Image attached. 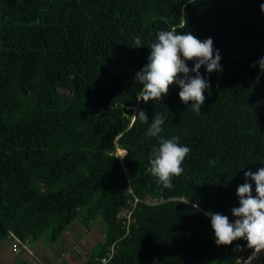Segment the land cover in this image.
<instances>
[{
	"label": "trees",
	"instance_id": "1",
	"mask_svg": "<svg viewBox=\"0 0 264 264\" xmlns=\"http://www.w3.org/2000/svg\"><path fill=\"white\" fill-rule=\"evenodd\" d=\"M261 4L0 0V242L14 236L26 257L44 230L54 242L72 222L99 219L102 239L79 264L247 259L243 239L215 244L205 212L234 220L244 172L264 167ZM172 29L211 38L221 56L222 71L199 70L210 85L199 115L175 84L162 100L138 101L134 76L156 33ZM141 110L148 124L133 118ZM156 113L165 115L161 136L191 149L169 189L145 171L159 146L146 136ZM252 264H264V255Z\"/></svg>",
	"mask_w": 264,
	"mask_h": 264
},
{
	"label": "clouds",
	"instance_id": "2",
	"mask_svg": "<svg viewBox=\"0 0 264 264\" xmlns=\"http://www.w3.org/2000/svg\"><path fill=\"white\" fill-rule=\"evenodd\" d=\"M260 8L264 12V4ZM134 44L135 47H143L139 37L134 38ZM149 48L147 63L134 76L135 82L142 85L138 101L162 100L175 84L180 89V101L185 104L191 102L192 111L199 115L206 99L204 92L210 86L199 72L201 66H205L208 73L222 71L219 63L221 56L219 50L214 49L213 40L207 38L201 41L188 32L179 34L176 29L161 30L156 33L155 41L150 43ZM189 61L194 62L192 68L187 66ZM256 63L264 71V57ZM132 116L141 123H149L142 110ZM164 122L165 115L156 113L147 128L146 136L157 138L159 146L145 171L154 178L157 186L169 189L173 178L183 173L182 163L191 149L182 146L177 136H161ZM244 177L245 182L236 189L239 206L231 209L234 220L211 211L205 212V215L210 217L215 244L228 246L233 241L245 240L251 253L247 259H239L238 264H252L264 255V167L255 172L245 171Z\"/></svg>",
	"mask_w": 264,
	"mask_h": 264
},
{
	"label": "rangeland",
	"instance_id": "3",
	"mask_svg": "<svg viewBox=\"0 0 264 264\" xmlns=\"http://www.w3.org/2000/svg\"><path fill=\"white\" fill-rule=\"evenodd\" d=\"M118 151L119 150H116L115 155L119 159H122L125 153L124 151L123 153H119ZM78 222H81L80 219H78ZM78 222H72L70 226L66 228V235L63 236L61 233V235L54 242L51 240V232L49 229L44 230L38 239L29 240L30 249L34 250L33 252L36 253L42 264H49L50 262H58L59 264H72L69 262L73 260H76L78 263H80L82 258L87 256V252L93 246V241L85 239L84 237L90 233L93 235L94 239H97L98 241L101 240V228L103 226L101 220V225L98 223V221H94L89 224L90 226L83 224L81 225ZM83 227L85 228L86 232H90L85 234V231L82 229ZM73 243L77 244V247H79V249L76 248V250L79 251L78 253L72 251L71 244ZM13 248L12 242H9L8 240H3L0 242V252L4 254L3 258L5 259L4 261H1L0 264H23L24 260H18L17 262H14L16 261L15 257L13 258L15 255L10 257V251L12 254L18 253L17 250L15 251ZM70 249L71 251H69ZM67 252H69L68 257Z\"/></svg>",
	"mask_w": 264,
	"mask_h": 264
},
{
	"label": "crops",
	"instance_id": "4",
	"mask_svg": "<svg viewBox=\"0 0 264 264\" xmlns=\"http://www.w3.org/2000/svg\"><path fill=\"white\" fill-rule=\"evenodd\" d=\"M97 220H99V219H97ZM96 220V221H97ZM95 221V222H96ZM77 222V221H76ZM79 224H81L82 225V223L81 222H78ZM100 225H101V222L99 221L98 222ZM83 229V231H85V228L83 227L82 228ZM66 231H67V229L62 233V235L63 236H65L66 235ZM90 231H88V232H86L85 231V234H88ZM103 231H102V228H101V233H102ZM85 239H89V240H92L93 242V244L92 245H95L97 242H99L97 239H94V237H93V235H91L90 233L88 234V235H86L85 237H84ZM101 239H102V234H101ZM76 248L77 249H79V247H77V244H71V249H72V251L73 252H75V253H78L79 251L78 250H76ZM71 249L69 250V251H71ZM30 251H31V254H29L30 256H26L25 257V254H22V253H19V254H12L11 253V251H10V253H9V255H10V257H12V255H15V256H13V258L15 257V260L16 261H14V262H17L18 260H21V256H23L24 257V259H25V261H26V263H24L23 262V264H42L41 263V261H40V259H39V257L36 255V253L35 252H33L34 250H32V249H30ZM68 253L69 252H67V257H68ZM3 253H1L0 252V262L1 261H4L5 259L3 258ZM86 258H82V260H81V262L83 261V260H85ZM11 260H12V258H11ZM59 261H60V259H59ZM80 262V263H81ZM69 263H72V264H79L76 260H73V261H70ZM16 264V263H15ZM49 264H59L58 262H50ZM62 264V263H61ZM68 264V263H67Z\"/></svg>",
	"mask_w": 264,
	"mask_h": 264
},
{
	"label": "built area",
	"instance_id": "5",
	"mask_svg": "<svg viewBox=\"0 0 264 264\" xmlns=\"http://www.w3.org/2000/svg\"><path fill=\"white\" fill-rule=\"evenodd\" d=\"M12 239V244H13V249L17 252H19L21 249L28 251V247L26 246V244L21 243L17 238H15L14 236L11 235ZM102 263L104 264L107 260H101Z\"/></svg>",
	"mask_w": 264,
	"mask_h": 264
},
{
	"label": "bare ground",
	"instance_id": "6",
	"mask_svg": "<svg viewBox=\"0 0 264 264\" xmlns=\"http://www.w3.org/2000/svg\"><path fill=\"white\" fill-rule=\"evenodd\" d=\"M118 152H119V153H123V151H122V150H119Z\"/></svg>",
	"mask_w": 264,
	"mask_h": 264
}]
</instances>
